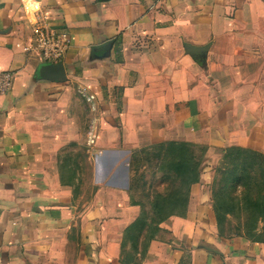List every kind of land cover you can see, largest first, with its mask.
<instances>
[{
  "label": "crops",
  "instance_id": "crops-1",
  "mask_svg": "<svg viewBox=\"0 0 264 264\" xmlns=\"http://www.w3.org/2000/svg\"><path fill=\"white\" fill-rule=\"evenodd\" d=\"M41 14L71 42L65 81L36 77ZM3 71L0 264H264V242L219 234L203 180L165 238L126 253L136 151L189 141L192 114L213 106L223 150L264 154V0H0Z\"/></svg>",
  "mask_w": 264,
  "mask_h": 264
},
{
  "label": "rangeland",
  "instance_id": "rangeland-1",
  "mask_svg": "<svg viewBox=\"0 0 264 264\" xmlns=\"http://www.w3.org/2000/svg\"><path fill=\"white\" fill-rule=\"evenodd\" d=\"M193 86L196 91L193 94L202 95L204 102L206 88L200 86L199 82ZM214 91L213 89V95ZM215 97L216 94L213 97L211 95L208 101L212 103ZM209 110L211 113H193L191 138L186 142H177L186 145V150L190 153L189 159L187 154L180 156L177 151L169 154L168 151L172 149L167 145L170 142L152 145L133 154L132 196L133 202L140 207V215L136 225L128 234L129 248L126 253H131L136 247L139 250L144 249L150 240L165 238L162 219L171 211L174 212V207H185L191 186L199 184L201 180H203L202 185L207 187L204 199L212 206L221 236H244L264 242L262 170L258 166L250 170L249 174L254 180L253 185L248 189L243 183L229 181L231 178L245 174L241 168H234L233 164L222 163L228 148L223 150V147L217 144V137L221 132L216 125L215 108L209 106ZM188 162L189 167L193 166L198 174L197 181L190 187L183 176L186 172L185 163ZM231 169L235 171L229 178L225 173ZM177 212L182 214L183 211Z\"/></svg>",
  "mask_w": 264,
  "mask_h": 264
},
{
  "label": "built area",
  "instance_id": "built-area-1",
  "mask_svg": "<svg viewBox=\"0 0 264 264\" xmlns=\"http://www.w3.org/2000/svg\"><path fill=\"white\" fill-rule=\"evenodd\" d=\"M33 24L32 50L36 51L44 62L58 63L65 57L70 48L71 42L63 39L55 29L48 23L45 16L39 15L35 20H30ZM13 74L8 71L0 72V95L7 94L12 87ZM87 103L93 119L88 131L87 144L93 145L97 134V99L92 93L81 92Z\"/></svg>",
  "mask_w": 264,
  "mask_h": 264
},
{
  "label": "trees",
  "instance_id": "trees-1",
  "mask_svg": "<svg viewBox=\"0 0 264 264\" xmlns=\"http://www.w3.org/2000/svg\"><path fill=\"white\" fill-rule=\"evenodd\" d=\"M118 46H121V41H118ZM121 50H119L120 52ZM119 60H121V58H118ZM170 149L169 154H174L176 151L180 153V156L186 155L187 154V158H190V153L188 150H186V145L183 143H177V142H170L167 145ZM177 146H180L179 148ZM177 147V148H176ZM189 161V160H188ZM190 162V161H189ZM189 162L185 163V169L186 172L185 174H183L184 178H185V182L188 185V187H190L192 184H194L197 179H198V174L197 171L195 170V168H193V166L189 167ZM222 163L224 164H233L234 168H241L244 172V176L241 177H234L231 178V180H229L230 182L233 181L235 183H243L244 186L248 189L253 185V178L250 176L249 172L250 170H254L255 166H258L259 168H261L262 173H263V178H264V155L262 153L256 152L254 150L251 149H246V148H242L239 146H233L228 148V150L226 151V153L223 156V160ZM181 167H184L182 164H180ZM234 169H231L229 171H227L225 174L229 175V178L232 176V174L234 173ZM226 177V175H225ZM264 182V179H263ZM256 183H258L256 181ZM264 185V184H263ZM188 203V201H187ZM186 203V206H187ZM185 206V207H186ZM185 207L179 208V207H174L173 211H171V213L164 217L162 220H166L169 216L174 215V214H178L177 211H184ZM140 222V221H139ZM151 241V240H150ZM150 241L148 242L147 246H145V248H142V253L144 254Z\"/></svg>",
  "mask_w": 264,
  "mask_h": 264
},
{
  "label": "water",
  "instance_id": "water-1",
  "mask_svg": "<svg viewBox=\"0 0 264 264\" xmlns=\"http://www.w3.org/2000/svg\"><path fill=\"white\" fill-rule=\"evenodd\" d=\"M205 48L189 47L187 52L189 54H201ZM37 79L47 80L52 82H61L66 80L64 66L61 63L44 62L40 64L36 73Z\"/></svg>",
  "mask_w": 264,
  "mask_h": 264
}]
</instances>
